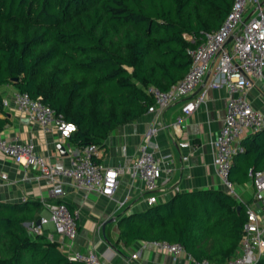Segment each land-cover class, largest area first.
Returning a JSON list of instances; mask_svg holds the SVG:
<instances>
[{"label":"trees","instance_id":"1","mask_svg":"<svg viewBox=\"0 0 264 264\" xmlns=\"http://www.w3.org/2000/svg\"><path fill=\"white\" fill-rule=\"evenodd\" d=\"M235 0H0V133L9 122L1 88L40 98L77 125L73 146L98 149L117 128L154 104L152 86L170 89L188 73L187 36L219 28ZM233 158L230 180L264 170V130ZM223 189L179 192L124 216L120 240L182 243L193 258L225 264L237 255L246 208ZM39 202H0V264H84L59 242L33 235ZM256 264H264L262 257Z\"/></svg>","mask_w":264,"mask_h":264},{"label":"crops","instance_id":"2","mask_svg":"<svg viewBox=\"0 0 264 264\" xmlns=\"http://www.w3.org/2000/svg\"><path fill=\"white\" fill-rule=\"evenodd\" d=\"M261 2L264 8V0ZM252 11L253 8H250ZM211 80L212 73L209 72L192 94L174 103L163 114L148 111L107 137L98 149L96 161L108 167L122 164L126 168L112 196H105L99 191H90L86 195L72 178L63 176L51 180L42 174L36 164L27 166L0 152V202H39L41 205L33 214L45 216L48 214L45 202L60 200L52 195L53 188L60 185L65 190L62 200L76 216L78 236L74 241L68 240L56 233L52 224L44 231L46 235L54 232L56 242L66 254L95 250L102 264H192L188 255L191 253L187 249L185 253L174 256L158 250L148 241L137 240L126 245L120 240V222L124 216L144 212L158 202L170 200L179 192L227 190L217 172L214 158L216 141L227 112L228 91L225 87H209ZM1 91L9 122L0 135L8 140L30 142L35 146L36 154L49 163L57 167L69 166L70 148L73 147L69 138H63L56 127L43 128L20 112L15 100L18 90L14 85H5ZM203 91H206L204 101L193 113L183 114L185 102L196 99ZM248 100L254 109L264 114V78L255 80ZM179 117H182V122L177 126ZM250 135L247 133L236 145L246 150L254 143ZM183 142H188L189 146L181 147ZM60 144L65 146L67 155H62L58 149ZM142 144H147L159 159V188L155 192L157 202L154 204L148 202L150 193L145 182L131 173V166L138 158ZM184 156L188 158L184 159ZM260 166L264 167V161ZM234 184L236 196H233L245 208L249 204L260 212L264 226V201L254 199L251 178L245 183Z\"/></svg>","mask_w":264,"mask_h":264},{"label":"built area","instance_id":"3","mask_svg":"<svg viewBox=\"0 0 264 264\" xmlns=\"http://www.w3.org/2000/svg\"><path fill=\"white\" fill-rule=\"evenodd\" d=\"M250 8L253 11L250 12ZM195 44L190 50L192 63L186 76L168 90L150 87L155 102L149 107L150 112L163 114L164 111L177 101L192 94L204 82L205 76L212 73L209 87H225L228 91L227 112L223 126L216 141V156L214 164L223 183L230 194L236 196L235 184L230 180V170L234 156L244 152L243 146L237 142L247 133L264 130V114L250 104L248 93L255 85L256 79L264 75V8L261 0H235L233 7L223 24L201 36H187ZM231 39V41H230ZM206 91L196 99H190L182 107V113L189 115L204 101ZM15 100L20 112L31 120L38 122L43 128L56 127L63 138H70L77 125L66 121L53 108L40 98H32L27 92L15 93ZM6 104V102H5ZM179 117L176 125H180ZM188 142L181 147H188ZM0 152L15 158L27 166L37 165L42 174L51 180L57 177H70L75 184L85 190L99 191L105 196H112L120 184V176L125 172V166L119 164L108 167L96 161L98 146L91 144L84 148L71 146L70 165L57 167L35 152V146L30 142L8 140L0 135ZM139 156L131 166V173L145 182L150 193L148 202H157L155 192L159 188L160 164L154 151L147 144L140 146ZM184 156V159H187ZM3 177H7L3 175ZM254 185V199L264 201V170L250 172ZM52 195L60 198L58 201L45 202L48 214L40 217L41 225L27 223L33 235L45 234L44 228L50 224L54 231L68 240L74 241L78 236L76 216L71 212L62 198L65 190L58 185L53 188ZM264 208H262L263 212ZM247 222L241 239L238 255L225 264H256L264 254V226L258 213L251 205H246ZM50 241H56L54 232L47 235ZM158 250L178 256L186 252L180 243L167 241H148ZM192 264H216L209 259L197 260L191 254ZM70 259L84 264H102L95 250L86 253L75 251ZM136 257V256H135Z\"/></svg>","mask_w":264,"mask_h":264},{"label":"water","instance_id":"4","mask_svg":"<svg viewBox=\"0 0 264 264\" xmlns=\"http://www.w3.org/2000/svg\"><path fill=\"white\" fill-rule=\"evenodd\" d=\"M230 41H231V39H230ZM58 149L60 150V152L62 153V155H67V154H68V152H67V150H66V148H65L64 145L60 144V145L58 146ZM238 210H239V211L241 210V206H238ZM37 225H38V226L41 225V221H40V219L37 221Z\"/></svg>","mask_w":264,"mask_h":264}]
</instances>
